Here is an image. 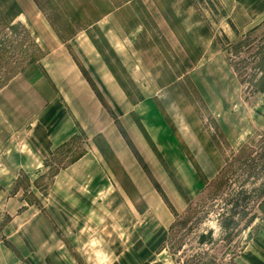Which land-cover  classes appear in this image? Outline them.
Returning <instances> with one entry per match:
<instances>
[{
	"label": "rangeland",
	"instance_id": "374dc122",
	"mask_svg": "<svg viewBox=\"0 0 264 264\" xmlns=\"http://www.w3.org/2000/svg\"><path fill=\"white\" fill-rule=\"evenodd\" d=\"M123 1L33 0L37 10L33 5L32 10L45 15L54 26L52 30L62 36L76 35V40L68 42L67 47L75 54L77 64L105 112L137 159L145 175V183H139L140 190H145L143 194L148 197H156L162 207V210L155 209L156 215L148 212L149 215L142 218H147L148 222L157 218L164 223L162 230L142 243L135 236V221L126 225L123 233L121 226L108 224L101 217L102 221L95 224L99 229L93 232L87 229L83 240L78 239V242L75 226L91 227L86 217L68 211L62 201L54 202L52 213L46 217L58 237L65 241L67 264H235L228 256L248 245L264 225V199L259 196L264 187V130L261 126L264 125V102L258 103L260 107L253 105L264 86V24L250 34L249 29L243 30L240 39L229 27L227 41L223 33L227 13L216 0H191L196 3L197 11L187 1L185 4L181 0H148V9L146 3L135 0L132 6L122 8L116 15L103 14L105 9ZM19 7L13 8L9 0H0V43L4 46L0 51L3 54L0 83L6 81V84L26 63L35 49L33 41L39 44V39L35 40L31 33V24L23 18L9 21L8 17ZM91 13L98 14L99 20L85 26ZM201 15L206 16L208 22L205 23ZM181 16L184 21L180 20ZM167 26L173 31L174 44L164 40L161 34L162 27L168 30ZM209 34L214 53L211 63L218 66L226 59L227 71L210 72V66L209 72L200 71L199 67L191 70L195 62L210 63L206 61L207 54L201 55L204 42H209ZM175 35L179 37L180 46L174 40ZM88 38L132 104L123 107L111 103L112 98L107 97L108 93L100 87L87 61L76 51L79 45L75 42L85 44ZM135 65L136 72H130ZM145 95L151 96L149 106L143 105L139 111L137 107L129 109ZM151 111L159 114L157 124L149 119ZM139 112L145 113V117ZM252 116L261 125L252 120ZM140 117L146 119L147 127L161 140V144L158 143L161 151L157 152L160 175L157 176L137 156L126 132L129 122L132 129L140 131L146 140L149 138L147 131L146 134L141 128ZM184 128L191 130L190 136L200 149L195 151L187 146L188 136L182 134ZM92 140L88 141L84 132L67 140L46 160L48 168L36 183H46L59 165L89 143V149H95L111 169L116 185L119 184L117 188L125 191L138 209L144 208L145 200L107 150L103 135ZM141 140L144 141L143 136ZM151 145L156 147L154 143ZM251 159L257 165L240 169L241 161L248 163ZM24 181L19 183L25 191L23 196L35 206L39 205L33 193L26 192ZM252 215L254 222L247 226L246 220ZM231 216L233 222L224 226ZM139 218L141 216H135L136 221ZM62 225L68 226V237L62 233ZM92 237L97 238V246L87 247L86 242Z\"/></svg>",
	"mask_w": 264,
	"mask_h": 264
},
{
	"label": "crops",
	"instance_id": "0c3cea01",
	"mask_svg": "<svg viewBox=\"0 0 264 264\" xmlns=\"http://www.w3.org/2000/svg\"><path fill=\"white\" fill-rule=\"evenodd\" d=\"M9 1L13 8L20 6L17 12L8 17L9 21L23 18L31 24V33L35 40L39 39V44L45 48L46 53L38 62L25 65L0 88V264L68 263L65 256L67 254L65 241L58 237L49 218L46 217L52 213V205L57 201L64 202L68 211L77 216L80 214L87 218L86 221L91 222V227L83 224L75 226L76 240H83V233L87 229L92 232L98 230L99 227L95 224L102 221L101 217L108 224L115 223L121 226L119 228L123 233L126 225L135 221L133 225L135 236L142 243L148 241L151 236L158 235L164 223L158 222L157 218L148 222L147 218L142 217L146 214L156 215L155 209L162 210V207L156 197L153 195L148 197L143 194L145 190H140L139 183L141 182V185L145 183V175L137 159L125 140L120 137L114 121L105 112L82 68L77 64L75 54L67 47L68 42L76 40V35L61 39L57 31L52 30L54 27L47 21L45 15L35 14L32 5L34 7L36 5L33 0ZM133 1L135 0H124L106 15H116L122 8L132 6ZM140 1L142 4L146 3L149 9L148 0ZM181 1L185 4L187 1L197 11L194 1ZM216 2L227 13L225 14L227 26L223 27L227 41L229 27L232 34L240 39L243 37L241 36L243 30L249 29L247 33L250 34L264 24V0H216ZM35 9L37 10V7ZM31 14L35 15L31 17ZM202 19L205 23L208 22L206 16ZM180 20L184 21V18L181 16ZM162 28L163 39L174 44L171 41L173 31L169 27L168 30ZM211 37L209 34V42H204V50L201 51L202 56L207 54L206 61L210 63L195 62L191 70L199 67L200 71L209 72V66L210 72L228 70L226 59L218 66L211 63L214 56ZM194 39L200 37L194 36ZM174 40L180 46L179 37L175 35ZM79 42L81 41L75 42L79 45L76 51L87 61L100 87L108 93L107 97L112 98L111 103L126 107L130 102L125 92L117 84L110 67L103 61L92 40L88 38L85 44ZM127 55L129 53L125 56ZM219 55L221 59V51ZM135 64L138 66V63ZM135 66L130 72H136ZM260 94L253 105L259 106L264 102V89ZM150 100L151 96L145 95L133 106L128 105L129 109L136 110L137 107L139 111L141 106L146 104L149 106ZM139 114L144 117L146 115L140 112ZM158 116L157 112L151 111L149 119L155 120L154 123L157 124ZM252 120L261 125L255 117ZM140 121L144 133L145 130L148 133V141L140 131L132 129L129 122L126 132H129L130 142L133 143L137 156L155 176L160 175L157 152L161 151L158 144H161V140L151 127L150 129L147 127L146 119L140 117ZM261 126L264 130V125ZM186 130L188 131L185 132ZM81 132L86 134L88 141L99 134L103 135L107 150L145 200L144 208L138 209L130 196L117 188L119 184L117 182L116 185L111 169L101 160L95 149H89V143L85 149L83 148L84 152L80 157L60 168L46 183H38L48 168L45 165L46 160L57 148ZM182 134L188 136L186 140L188 147L195 151L201 148L191 138L189 128H184ZM141 136L144 137L143 142ZM152 143L156 147L153 148ZM97 147L101 151L98 145ZM21 181L25 182L28 190L26 192L33 193L39 200V205L35 206L26 200L23 196L25 191L19 186ZM135 216L141 218L136 221ZM67 228L68 226L65 228L64 225L60 227L65 237H68ZM96 240V237L88 239L87 247L97 246ZM231 260L235 264H264V225L259 228L251 242L244 246L240 254Z\"/></svg>",
	"mask_w": 264,
	"mask_h": 264
},
{
	"label": "trees",
	"instance_id": "16d2710c",
	"mask_svg": "<svg viewBox=\"0 0 264 264\" xmlns=\"http://www.w3.org/2000/svg\"><path fill=\"white\" fill-rule=\"evenodd\" d=\"M115 8V6H113V7H109L108 9H105V11H104V15L105 14H107V13H109L111 10H113ZM91 12H93V10H91ZM98 14H96V13H91V16H90V18L88 19V21L84 24L85 26H87V25H89V24H93L94 22H96V21H98L99 20V18H97L96 16H97ZM50 21V20H49ZM93 22V23H92ZM50 23H51V21H50ZM51 25H52V27H54L53 26V24L51 23ZM57 31V30H56ZM57 33H58V35H59V37L62 39H64V38H67V37H64V36H62V34L60 33V32H58L57 31ZM28 34H30V32H28ZM73 35V34H72ZM71 35V36H72ZM70 36V37H71ZM70 37H68V38H70ZM33 43H34V45H33V47L35 48L34 50H33V53H31L29 56H28V60L26 61V63L22 66V67H20L17 71H15L14 73H17V72H19V71H21L24 67H25V65H27V64H29V63H32V62H38L44 55H45V53H46V50H45V48H43L40 44H38V43H36L35 41H33ZM4 49V46H2V43H0V51L2 52V50ZM1 52H0V59H1V56H3V54H1ZM25 57V56H24ZM27 57V56H26ZM23 60H26L25 58H22ZM6 82V81H5ZM5 82L4 83H0V88L3 86V84H5ZM264 89V88H263ZM262 89V90H263ZM66 144V142L64 143V144H62L59 148H57L55 151H59L64 145ZM83 152H84V149L82 148L81 149V151H79L78 153H76L73 157H70V158H68L67 159V161L66 162H64L63 164H61V165H59L57 168H56V170L53 172V173H56L60 168H62V167H64V166H66L67 164H69V163H71V162H73L74 160H76L78 157H80L82 154H83ZM264 155V154H263ZM240 165H238V166H240V169L241 168H247V167H249V166H254V165H257V162H255L254 160H252L251 159V162H248V163H243V161H241V163H239ZM45 165H47V163H45ZM245 165V166H244ZM263 185V184H262ZM259 196L261 197V200H263L264 199V187H262L261 188V190H260V192H259ZM244 198H242V200H243ZM233 206H236L237 207V204L236 203H234V205ZM254 219H255V216L254 215H252V216H250L247 220H246V223H247V226H249V224L250 223H252V222H254ZM229 220L230 221H227L226 223H224V226H225V224H227V223H230V222H233V220H234V218H233V216H231V217H229ZM246 226V225H245ZM246 226V227H247ZM243 247V246H242ZM242 247L241 248H239V246H238V250L235 252V253H232L231 254V256H228L230 259H232L234 256H236L241 250H242Z\"/></svg>",
	"mask_w": 264,
	"mask_h": 264
}]
</instances>
